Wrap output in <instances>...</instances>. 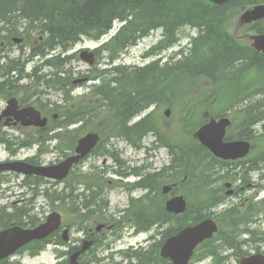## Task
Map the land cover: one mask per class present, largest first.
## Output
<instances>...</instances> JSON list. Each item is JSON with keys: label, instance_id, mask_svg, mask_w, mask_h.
<instances>
[{"label": "trees", "instance_id": "trees-1", "mask_svg": "<svg viewBox=\"0 0 264 264\" xmlns=\"http://www.w3.org/2000/svg\"><path fill=\"white\" fill-rule=\"evenodd\" d=\"M119 1L120 4L116 3L117 0H0V7L6 9L21 5L29 11H41L26 20H43L42 28L49 36L59 32L57 34L65 38V34L72 31L69 36H74L72 39L75 40L82 35L96 38L105 33L114 20L124 21L125 25L117 36L101 47L109 51L110 60L120 49L132 44L152 29L161 28L163 31L165 39L162 44L156 46L160 49L162 45L169 46L175 42L178 32L183 27L196 28V36L190 39L189 46L186 51L180 52L181 57L178 59L166 63L163 67H158L157 62L134 70L113 66L106 71V84L95 89L103 96V109L108 112L107 117L115 123L118 119L117 104L129 100L131 94L142 96L147 102L146 105L158 104L166 97V86H169L167 78L173 77L170 79L172 80L178 75H187L196 79L206 76L211 82L210 92L200 94L180 110V121L184 126L187 123L188 128L164 132L158 124H153L152 114H149L134 125H126L128 117L123 116V121L118 125L120 128H114L118 129L114 132L127 140L131 139L132 133L141 139L147 133L153 132L157 142L171 150L172 170L177 167L182 170L195 169L194 164L187 161L188 158L198 160L197 170L202 169L205 164H209V167L214 163L212 156L192 135L204 121L203 117H198L203 108L199 104L207 102L214 106L215 102L219 101L217 93L222 88L237 84L242 79V84L236 87V95L234 97L232 95V104L213 113L217 116L230 109L233 111L232 114L239 115L238 125L233 124L235 126L229 132V137L264 140L262 130L258 135L255 133V126L264 121V55L248 46L238 44L228 32V22L232 15L257 0H232L222 5H214L206 0ZM53 19L58 23H54ZM163 42H167L168 45ZM250 72L255 76L253 75L246 83L244 77ZM165 80L168 81L166 86ZM108 82L126 84L120 87L119 91L116 88L108 91ZM126 107L131 109L128 105ZM193 113H196L195 117ZM262 127L264 128V123ZM162 133L163 137L160 135ZM258 154L264 155V147ZM262 159L264 157L253 160L252 167L257 168L260 163L258 161ZM214 193L216 194L212 190L211 195ZM149 201L151 202L150 199ZM150 209L155 212L150 203L134 206L132 214H141L140 229L147 228L155 220L148 211ZM145 211L148 214H144ZM134 255L140 260L139 264L159 262V257L154 251H134L132 256Z\"/></svg>", "mask_w": 264, "mask_h": 264}, {"label": "flooded vegetation", "instance_id": "flooded-vegetation-1", "mask_svg": "<svg viewBox=\"0 0 264 264\" xmlns=\"http://www.w3.org/2000/svg\"><path fill=\"white\" fill-rule=\"evenodd\" d=\"M35 24L36 21L32 24L21 18L0 20V143L7 152L0 161L18 159L34 165H49L51 163L45 160V152H56L54 162L75 154L81 131L92 125L93 112L84 104L88 100L90 73L79 70L74 56L63 64L59 63L58 58L52 69V61L41 58L40 54L41 51L55 54L58 47L51 46L50 39L45 37L42 30L34 29ZM14 47L17 48L18 57L13 56ZM28 48L38 56L25 57L24 51ZM60 91L65 94L69 92L72 97L69 112L64 110L63 103L57 104L52 100L55 93H61ZM31 107L39 112L41 118H46L44 125L30 124L34 121L28 111ZM5 140L11 142L6 143ZM92 155L93 152L84 156L72 171L90 175L88 183L92 185L97 197L91 198L89 208L75 202L70 216L61 214L63 225L52 239H48L55 247L53 250H58L52 264H69L70 255L79 250L86 240L92 241V246L78 258L79 264L82 256L90 254L91 249L97 248L100 243L107 242L115 246L118 240L115 239V226L120 220H115L121 215L123 219V211L115 209L108 202L102 206L96 204L100 203V198H109V194L105 183L95 174L89 173V167H86V160ZM38 181L48 182L45 179ZM176 183H169L171 189L167 195L177 194L174 188ZM254 185L253 181L247 182L246 193L250 195L246 197V204L241 203V208H245V222L243 217L234 218L227 229L229 233H226L225 240L224 235L214 237L211 241L214 243L213 251L223 252L214 257L212 263L205 264H241L244 257L251 256H255L252 264H264V190L259 196ZM243 188L240 184L238 188L234 184L232 192L240 193ZM96 198L98 200L94 204L92 200ZM258 199L261 200L260 204ZM255 201L257 202L254 203ZM225 208L227 205L221 204L216 209L217 214L226 211ZM220 209L222 210L218 212ZM0 214L4 212L0 211ZM8 218L10 217H4L3 220ZM174 218L170 214L167 226L172 225ZM64 228L68 230L67 235L61 233ZM40 243L43 242H33L31 246ZM208 246L209 243L202 246L200 253L207 251ZM27 252V261L17 259L14 254L0 260V264H45L35 260L40 252ZM118 252L114 249L111 255L115 256Z\"/></svg>", "mask_w": 264, "mask_h": 264}, {"label": "rangeland", "instance_id": "rangeland-1", "mask_svg": "<svg viewBox=\"0 0 264 264\" xmlns=\"http://www.w3.org/2000/svg\"><path fill=\"white\" fill-rule=\"evenodd\" d=\"M237 13H234L232 15V18L229 19V24H228V31L231 33V35L235 34V28H234V22L237 17ZM160 29H154L152 31L151 36H149L147 39H145L140 45L131 48V50L125 54L120 60L114 61L115 67L116 66H124L126 67L127 65H132L135 63H145L148 65L151 62H157L158 67H163L166 65L167 61H169L167 58L169 56H176L178 55V52L181 50V48L185 49L189 46V41L190 38L195 36L197 34V29H190V28H183L179 31V41L177 44H174L171 46V48H166L165 50L159 51V54L155 58H151L148 60H143L141 57V54L143 53L144 47L146 45H151L155 43V41L159 38V35L161 34ZM244 32H238V36L243 35ZM241 43H247L245 39L238 40ZM91 46H94V43H89ZM75 47L76 50L78 48ZM161 53V54H160ZM17 48L14 47V52L13 55H17ZM174 57V58H176ZM177 59V58H176ZM157 60V61H155ZM100 64H98V69L99 70H104L111 68V66L107 65L108 63V56L106 53H103L102 58H100ZM172 62V60H170ZM169 62V63H170ZM77 66L79 69H87V64L83 62H78ZM107 73V72H106ZM107 75V74H105ZM246 75V74H245ZM253 72H250L247 74L244 79L246 80V83L252 79L253 77ZM255 76V75H254ZM191 77L194 76H187V75H181L177 76L176 78L170 80L173 77H169V86H166L168 83L167 80H165L164 85L166 86L167 92H166V97L164 98L161 103L158 102L155 106L150 107V112L152 114V121L153 124L157 125L164 130V132H170L174 129L180 130L182 127H187L188 124L186 123V126H184L183 122L180 121V110L182 108H185L190 102H193L195 98L200 96V94L203 93H208L210 92L209 90L211 89V82L210 79L207 78L206 76H201L196 79H193ZM243 79V80H244ZM242 84V79L239 81L237 84H231L227 87L222 88L217 93V96L219 97V101L217 100L214 104V106L210 105L207 102L200 103V106H203L202 112L198 117H203L204 113H208V116H214V111L217 109H222V108H228L232 104L233 97L236 95V87L240 86ZM89 85V82H88ZM233 95V97H232ZM58 98L57 95H54L52 99ZM60 98V97H59ZM95 100V99H94ZM70 103V101H69ZM102 108V107H101ZM166 108L171 109V113L168 117L164 115V110ZM224 110L223 112H225ZM108 112L103 109V113L101 115V118L97 119L95 123L93 124L94 127H91L92 129L95 130V128L100 129L103 133V139L106 140L107 142H111L114 145V148L117 150L118 154V161H121L124 165V170L121 172L122 175L126 174L129 172L137 175L136 172H138V177H133V176H127V178L124 179V181H118L116 182L117 178H119L117 171L119 169L117 161H113L112 158H105V157H93L90 159H87L88 161L86 162V167H91L93 165V169L89 171V173L95 174V176L99 177V180L101 179L104 183L107 182V180H113L115 183H113L115 186H107L108 189H112L109 194V202L110 205L113 206L114 208L119 206L123 207L124 205L127 204L128 200V192H132V189H136L132 195H134L135 198L140 197L145 191H153L155 192V195L153 196L152 199H155V202H150L149 200H138L135 205H145V204H155L156 210H159L163 208L164 202H165V195L162 194L161 190L164 185L172 183V182H177L175 184V189L177 191V195H183L187 202H188V213L187 215L189 217L195 216L196 213L199 211L201 212L202 215L205 214L203 208H209L212 209V206L210 205L211 203V192L214 190L220 195V201H225L227 200L228 204H239L238 206H241L240 199L248 197L246 193V190L243 188L242 191H244V194L241 193L240 195H232L230 199H227L225 196L224 192L227 189L223 188V183L227 181V177L223 176L219 178V175L221 174L222 170L218 169L216 166L211 165L208 167V164H205L202 169L197 170V163L198 160H193L192 158H188L187 161L190 163L194 164L195 169H179L177 167L175 170L168 171L164 166H166L168 163L171 162V150L166 149V148H157V145L152 144L153 139H154V134L147 135L143 139H138L134 133L130 136L131 139H129L128 142L122 139H109L107 137L108 134L113 133L114 131L116 132L120 127L118 126L121 120L116 119V126L112 123V119L107 117ZM196 116V113H193V117ZM139 118V116H138ZM138 118H135L133 120H137ZM231 118V117H230ZM232 118L234 119V123H236L237 119L239 118L238 114H232ZM118 129H114V128ZM111 128L112 131H111ZM263 131L264 133V128L262 127L261 124L257 125L256 128V135L260 133V131ZM111 131V132H110ZM110 132V133H109ZM162 137L164 136V133L160 134ZM264 137V134H263ZM260 139V138H259ZM198 142L197 140H195ZM139 146L145 145L146 149L144 148H139ZM103 145V144H102ZM150 147V148H147ZM156 147V148H155ZM264 147V140H256L253 141V148L251 149V153L249 154L250 156H256L259 153L260 148ZM7 152L5 151V148H2L0 146V159H3ZM173 156V155H172ZM57 158L56 152L53 154H49L48 156L45 157V160L48 161H54ZM190 159V161H189ZM192 159V160H191ZM244 159H247L244 158ZM201 161V160H200ZM251 161V159L249 160ZM172 164V162H171ZM104 165V166H103ZM133 167H135L133 169ZM131 171V172H130ZM219 175H218V173ZM120 175V174H119ZM86 176V175H85ZM221 176V175H220ZM104 177V178H103ZM206 177H207V182H206ZM14 179V182H18L17 179ZM141 178V179H140ZM137 179L135 182L139 181L137 187H134L133 184H128V183H134V180ZM254 181H257V176L254 175ZM126 183V184H125ZM220 185L219 188H216L217 185ZM8 185H13V182L8 184V183H3L0 184V190L3 189L4 187H7ZM109 185V184H108ZM142 188H141V187ZM116 187L115 189H113ZM21 188V187H19ZM131 189V190H128ZM14 192L20 193L21 189L14 188ZM3 194L8 195V192H3ZM245 195V196H244ZM262 193L259 192V196H261ZM258 196V194H257ZM13 198H9V200H12ZM2 202L7 201L9 202L8 199L2 198ZM259 201V199L257 200ZM255 201L254 203H256ZM247 203V201L245 202ZM259 204V203H258ZM55 207L58 206L63 210V206L60 204L54 205ZM53 206V208H55ZM45 209L52 211V206H50L47 202H45ZM57 210V211H58ZM222 209H220L218 212H220ZM6 213H9V210H5ZM151 212L152 217H155V212L150 209L148 210ZM206 213H210L207 211ZM222 213V212H221ZM144 214H148L146 211ZM215 214L211 212L210 215ZM137 217L136 214L133 215V219L135 220ZM217 218L218 221L221 224V219L223 218L222 215L218 216ZM186 220L190 221V219L187 217ZM186 220H180V221H174L177 225H182L186 223ZM246 220V219H245ZM230 222V219L228 220ZM228 224V223H227ZM128 226V225H127ZM221 227L220 231L218 232V236L221 237L222 235L229 233V230H227L229 227L225 225H219ZM123 235L120 238V240H117L118 244L126 243V240H128L127 232L125 230H122ZM240 233V232H238ZM155 234L160 237V231L156 230L155 228H152L149 232L146 234H139L136 237L129 238V242L126 243L125 245H121V249H125L126 247H138L139 245L141 246H146L149 244V239L152 237H155ZM115 236V235H114ZM121 234L118 232L116 237H120ZM131 246H130V245ZM28 252H23L19 255L16 256L17 259H22L26 260ZM57 253L53 250V248L49 247L47 248L44 252L40 253V257H37L35 260H42L46 263H51L54 262L55 256ZM87 259V258H84ZM89 264H101L97 261L89 262ZM192 264H201L200 262L197 261L196 258L192 260Z\"/></svg>", "mask_w": 264, "mask_h": 264}, {"label": "water", "instance_id": "water-1", "mask_svg": "<svg viewBox=\"0 0 264 264\" xmlns=\"http://www.w3.org/2000/svg\"><path fill=\"white\" fill-rule=\"evenodd\" d=\"M213 3L220 4L228 0H209ZM264 16V5H256L253 8L245 10L240 17V23H248L252 20H257ZM253 41L252 45L258 50L264 52V34L250 36ZM165 115H169V110L165 111ZM44 123V120L42 121ZM229 124L227 118H221L215 121L213 118L203 126H201L195 133L197 139L205 147L209 149L214 155L223 159L231 158L235 159L247 154L249 150V143L246 141H232L223 142V136L225 127ZM98 140L96 133H88L79 141V150L82 154H85L95 145ZM79 157H71L58 166L36 169L37 174L62 178L66 175L69 167L74 161H77ZM20 163H9L1 168L12 169L21 172H30V170L24 167H18ZM60 168V173H57V169ZM166 208L174 213L182 212L185 208V203L182 197H175L166 202ZM51 219L53 220L52 222ZM59 225V218H49L48 222L38 226L34 229H22L20 227H12L0 231V258L13 252L23 244L32 239L43 238L47 236L52 230ZM216 230V225L211 219H206L201 223L193 226L186 227L181 230L175 237L169 238L163 247L161 248V255L164 257H170L172 259L171 264H187V261L194 249V247L204 240L209 238Z\"/></svg>", "mask_w": 264, "mask_h": 264}, {"label": "bare ground", "instance_id": "bare-ground-1", "mask_svg": "<svg viewBox=\"0 0 264 264\" xmlns=\"http://www.w3.org/2000/svg\"><path fill=\"white\" fill-rule=\"evenodd\" d=\"M116 3L120 4V1L117 0ZM39 12H41V11H29L26 9V7L21 6V5H15L13 7L10 6L9 8H6V9H4V7L3 8L0 7V20L11 21L15 18H21L22 20L30 19L31 17L38 14ZM53 22L58 23L54 19H53ZM57 33H59V32H57ZM57 33L49 36L50 37V45L53 46L54 48L58 47L57 52L55 54H50L48 52H42L41 51L42 52V53L40 52L41 58L55 62L58 58H60L61 52H65V51H67L73 47L70 44L75 43V39H72V38H74V36H69L70 34H72V31L67 32L64 36L65 38H61V36L58 35ZM178 41H179V37H177L176 41L173 42L172 44H177ZM163 44L168 45L167 42H163ZM153 45H155V44H153ZM153 45H151V46H153ZM136 46H138V45H135L134 47H136ZM166 48L168 49L167 46L162 45L160 51L165 50ZM158 51H159L158 48L156 50H153V48H144L143 53H142L143 54L142 58L144 57L143 60L155 58L157 56V54H159ZM125 54H127V53L125 52L123 54H116L111 59V61L120 60ZM174 57H176V56H169L167 58L169 61H167V62H170V60H174V59L178 58V57H176V58H174ZM155 61H157V60H155ZM122 67H124V66H122ZM145 67H147V65H145V63H135L132 65H127L124 68L126 70H134L135 68L137 69V68H145ZM125 84H126V82H123L120 84H118L117 82H108V85H107L108 88L107 89L109 91L111 89L116 88L119 91V89L121 90L120 87H123ZM124 101L121 102L120 104H117V111H118L119 121L120 120L123 121V116L128 117V120L125 123L126 125L127 124L128 125H134L135 123H137L138 121H140L143 118H146L149 115L147 110L149 109L150 105H146L147 102H145L146 100L144 98H142V96H138V95L133 93L130 95L129 100H127V101L124 100ZM127 105L131 109H128L126 107ZM133 110H135V111L137 110V112H134ZM136 114L139 116V118L137 120H133L132 117L135 116ZM0 137H2L1 134H0ZM5 142L10 143L11 141L5 140ZM221 173L225 174L224 172H221Z\"/></svg>", "mask_w": 264, "mask_h": 264}]
</instances>
